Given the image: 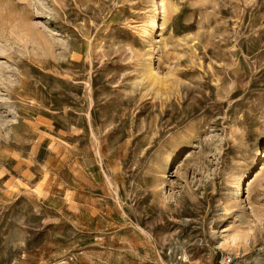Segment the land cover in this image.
<instances>
[{
	"label": "rangeland",
	"instance_id": "obj_1",
	"mask_svg": "<svg viewBox=\"0 0 264 264\" xmlns=\"http://www.w3.org/2000/svg\"><path fill=\"white\" fill-rule=\"evenodd\" d=\"M182 244L264 264V0H0V264Z\"/></svg>",
	"mask_w": 264,
	"mask_h": 264
},
{
	"label": "bare ground",
	"instance_id": "obj_2",
	"mask_svg": "<svg viewBox=\"0 0 264 264\" xmlns=\"http://www.w3.org/2000/svg\"><path fill=\"white\" fill-rule=\"evenodd\" d=\"M156 25H158V23L154 22L153 23V26L156 27ZM31 31V30H29ZM31 32H34V31H31ZM19 39V38H18ZM28 40V38H27ZM41 42V41H40ZM44 50H45V45H44ZM45 52V51H44ZM157 189V188H156ZM158 191V190H157ZM160 192V191H159ZM158 193V192H157ZM154 194V193H153ZM235 194H239V191H237ZM160 195V194H159ZM159 200V199H158ZM155 203V202H154ZM180 231L179 232H183V228L179 229ZM177 248L174 249L171 247L170 251H168L167 253L169 254V257H168V262L167 264H176L177 262L176 261H182V262H189L191 261V258L189 256V254L187 253L186 251V247L184 244L182 245H178L176 246ZM180 252V255H175L176 253ZM176 252V253H175ZM164 254V253H163ZM162 254V255H163ZM163 258V257H162ZM165 258V257H164Z\"/></svg>",
	"mask_w": 264,
	"mask_h": 264
},
{
	"label": "built area",
	"instance_id": "obj_3",
	"mask_svg": "<svg viewBox=\"0 0 264 264\" xmlns=\"http://www.w3.org/2000/svg\"><path fill=\"white\" fill-rule=\"evenodd\" d=\"M219 264H235L234 259L231 257H227V256H223L220 260H219Z\"/></svg>",
	"mask_w": 264,
	"mask_h": 264
},
{
	"label": "crops",
	"instance_id": "obj_4",
	"mask_svg": "<svg viewBox=\"0 0 264 264\" xmlns=\"http://www.w3.org/2000/svg\"><path fill=\"white\" fill-rule=\"evenodd\" d=\"M117 152L115 151L114 154H116ZM119 153V152H118ZM113 154V156L115 157V155Z\"/></svg>",
	"mask_w": 264,
	"mask_h": 264
}]
</instances>
